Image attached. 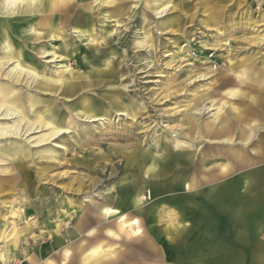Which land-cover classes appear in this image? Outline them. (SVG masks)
I'll use <instances>...</instances> for the list:
<instances>
[{"label": "rangeland", "instance_id": "374dc122", "mask_svg": "<svg viewBox=\"0 0 264 264\" xmlns=\"http://www.w3.org/2000/svg\"><path fill=\"white\" fill-rule=\"evenodd\" d=\"M104 2L108 6L107 0ZM162 5L172 7L161 16L158 15V9ZM121 7L123 14L118 19L112 18L109 7L101 10L100 15L107 14L110 17L108 23L103 25V30L108 33H101L97 21L93 22V26L97 27L96 38L105 37V43L98 41V44H94L89 27L81 22L76 26L70 25V28H78L88 35L83 40L64 36L67 48L63 49V60L49 63L51 57L41 59L36 54L59 52L57 45L62 43L48 37L40 41L41 45L35 48V52L28 50L45 70V78H36L27 71L19 72L15 61L9 64L10 72L0 71V145H5V148L13 145L22 149L18 162L11 160L6 164L0 163V192L4 193L0 195V218L10 217L13 222L19 219L16 226L26 234L39 235L40 229L22 227L25 220L33 218L37 219L38 224H43L49 215V232L58 229L59 221L67 226L66 231L74 228L81 211L88 207L84 202L85 195H90L87 192L88 181L79 177L99 176L107 184L109 180L105 177L116 179L111 176L113 167L120 175L121 169L125 172L128 163V160L117 162L119 158L116 155L112 156L107 171L92 172L90 167L101 159L97 151L109 153L111 149L118 154L127 149L130 156L136 153L133 147L136 139L143 140L139 128L121 139L108 138L119 135L117 133L101 134L90 129L53 136L59 131L56 127L58 118L63 114L68 117L64 105L75 106V111L84 110L83 104L65 96L64 81L60 76L62 67L69 66L72 69V74H65L67 78L73 75L82 77L78 91L82 90V86L93 87L94 96L92 92H84L83 96L78 97L80 101L88 98L93 107L102 103L99 97L106 92L122 100L123 104H131L134 101L139 103L138 97H142L144 92L150 95L149 90L165 89L167 96L161 106L178 112L181 107L195 105L201 130L203 124L213 119L216 113H227L231 119L229 133L235 132L236 139H241L243 121L232 118L239 116L241 111L246 113V124L259 125L248 147L259 154V148L264 145V130H261L264 129V102L254 101L259 95L264 97V92L258 91L255 85L250 86L258 83L259 78L264 79V27L258 26V0H144V5L136 8L134 14L130 11L131 5ZM111 31H114L113 36H110ZM113 55L115 60H112ZM100 69L105 71L103 75L97 76L95 72ZM5 75L8 79L4 78ZM87 77L93 79L92 84L87 85L84 80ZM97 80L103 82V87H94ZM128 85H132L134 90L124 92L123 88ZM57 91L59 96L55 95ZM12 92H18L20 96L12 97ZM60 97L65 99L61 100ZM7 99H14L15 103H7ZM29 101L31 109L26 108ZM174 101L183 103L176 104ZM125 122L129 125L133 123L128 116L121 117L120 123ZM136 123L149 127L152 123L165 124L169 129L178 127L189 133V128L180 123L177 115L157 117L151 109L147 118H139ZM237 127L240 131H236ZM148 135L159 137L161 150L167 147L170 139L184 142L182 136L174 137L171 131H164L163 128L153 129ZM26 152L30 155L41 153L46 158L27 160L23 158ZM53 156L60 162L57 163ZM4 158L0 154V160ZM29 164H33V167H28ZM38 173L51 177L57 173L70 175L56 179L55 183L40 184ZM246 178V172H237L231 176L230 182L236 183ZM103 187L104 184H100L96 190ZM119 190L117 188V192ZM225 193L226 187L215 203L190 204L185 208V215L189 217L186 222L190 228L197 229L193 233V240H199L205 232L215 244L216 239L224 238L216 234L224 232L220 227L226 226V221L222 217L218 218L220 210L225 207V200L221 198ZM21 199L23 203L19 202ZM94 199L99 201V197ZM19 213L22 214L17 217L15 214ZM165 215L174 230H177L175 225L179 224L181 228L185 223L175 207L165 209ZM6 229L11 234L13 224L0 219V234ZM65 237L64 232H58L49 242L40 244L34 241L40 259L46 260L51 255L52 250H47L51 241L59 239L62 248L68 241ZM220 243L217 241V245ZM149 244L153 247L146 252L141 251L143 245L127 250L125 260L132 264H172L173 260H179L181 256L178 250L170 247L166 237L154 238Z\"/></svg>", "mask_w": 264, "mask_h": 264}, {"label": "clouds", "instance_id": "9594fccd", "mask_svg": "<svg viewBox=\"0 0 264 264\" xmlns=\"http://www.w3.org/2000/svg\"><path fill=\"white\" fill-rule=\"evenodd\" d=\"M24 5L35 8V13L41 17L37 22L40 32L37 35H46L49 32H58L67 39L74 36L83 40L88 33L80 32L78 28H70L71 15L68 11L60 8L57 0H21ZM3 0H0V4ZM67 3L74 9L84 7L78 0H67ZM260 14L259 27H264V0H258ZM110 7L119 8L122 5H131L130 11L144 5V0H107ZM243 7V5H241ZM105 7L104 0H94L90 7H84L87 12H98ZM172 7V5H169ZM113 13V15H118ZM60 15L59 22L55 17ZM110 17L107 14L96 18L99 30L103 33V25L108 23ZM70 29V30H69ZM35 32L36 30L33 29ZM97 27H93L91 34L95 35ZM38 41H32L33 44ZM6 51L9 50L8 41L5 40L2 46ZM27 47V45H25ZM41 59L48 55L46 52H37ZM55 56V51L52 53ZM115 55L112 60H115ZM11 61L7 58L0 61V71L10 72L9 64ZM101 74L105 69L98 70ZM63 75V73H62ZM8 79V76H4ZM67 78V77H66ZM82 79V77H80ZM191 80V77H189ZM70 81L69 95L72 100H77L78 104L84 105L83 111H75V106L64 105L68 112L67 131H88L101 134L117 133V136H109V139H121L132 134V131L139 128L143 134V140L136 139L133 146L136 150V156L128 155V150H122L118 154L111 149L109 153L97 151L101 159L90 167V171L100 173L107 171V165L112 163V156L118 155V161L128 160L127 167L131 169L118 175L115 167L111 170V176L105 177L109 183L105 184L99 176L89 177L80 176V179L88 181L87 192L84 202L87 204L88 216L92 221L87 231L81 228V236L85 238H94V243H101L109 249V260L111 264H127L125 256L127 250L137 245H146L151 243L154 238H164L170 242V247H174L181 253L179 260H173L172 264H217L218 249L208 234L202 233L199 240H193V233L196 228H190L186 222L189 217L185 215V208L188 205H200L203 203H215L223 193L227 185L224 181H230L231 176L237 172H246L247 178L244 180L246 186V195L239 197L238 201L232 205V216L235 228V234L232 243L227 246V251L231 254L229 264H264V216L259 219H251L253 210L248 206L247 201L264 199V152L257 154L254 149L249 148L250 143L247 139H236L235 132L229 133L228 138L220 134H214L212 131H203L199 127V114L195 105L181 107L179 111L162 107L167 91L165 89L149 90L144 92L142 97H138L139 103L123 104L117 97L104 93L99 97L102 103L93 107L92 101L88 98L80 101L78 97L83 96L84 92L95 91L93 87H84L76 91L71 88ZM187 82H185L186 84ZM94 87H103V82L97 80ZM134 90L132 85L123 88L124 92ZM26 91V89H24ZM55 95L59 96L57 91ZM12 97H19L20 93L12 92ZM11 98V97H10ZM64 100L65 97H60ZM19 102V101H18ZM176 104H182L183 101H174ZM107 105L105 108L104 105ZM29 101L27 109H31ZM121 109V110H118ZM149 109L157 117L177 115L181 124L185 128L193 129L195 135L186 134L183 129L174 127L169 129L165 124L152 123L149 127L142 123L137 124L139 118H147ZM183 113V115H180ZM128 116L133 121L131 125L125 122L121 124V117ZM234 120H242L243 117H233ZM254 126V125H253ZM163 128L164 131H171L173 136L180 135L181 140H169L171 148L160 149L159 137L148 133L153 129ZM39 130V129H37ZM264 130V129H261ZM236 131H240L237 127ZM151 140L149 144L148 141ZM31 143V141H29ZM145 144L148 146L145 147ZM5 145H0V150L5 149ZM152 149H156L155 152ZM24 159L36 161L44 159L41 153L30 155L24 153ZM56 159L55 156L52 157ZM21 159L19 156L5 157L0 163H8L11 160ZM56 162L60 161L56 159ZM28 167H33L29 164ZM70 175L69 173H57L55 177L41 176L38 173L40 184L55 183L56 179ZM75 179V178H74ZM104 184V187L97 191V186ZM250 186V187H249ZM117 188H120V195L116 196ZM83 190V189H81ZM151 190V191H149ZM0 195H4L0 192ZM99 197V201L94 199ZM19 202L23 203L21 199ZM108 203L113 208L123 210L114 212L111 217L103 215L101 209ZM175 207L179 215L185 221L181 225L183 231L174 230L169 224L165 215V209ZM83 208V205H81ZM22 213L15 214L17 217ZM13 224L11 234L4 231L0 234V264H84L83 252L88 243L84 239L78 247L60 248L55 250L56 241H51L53 248L51 255L46 260H41L37 255V244L49 242L51 237L57 236L58 232H64L67 235V226L63 221L58 222V229L49 232L47 225L51 222V215L45 219L43 224H38L37 219L29 218L23 222L22 227L31 230L39 228L40 234H26L16 225L10 217H2ZM84 219L81 215L80 220ZM80 220L77 224H80ZM122 222L132 227L131 235L125 230L121 232ZM119 233V235H114ZM71 245L72 241L69 240Z\"/></svg>", "mask_w": 264, "mask_h": 264}, {"label": "crops", "instance_id": "0c3cea01", "mask_svg": "<svg viewBox=\"0 0 264 264\" xmlns=\"http://www.w3.org/2000/svg\"><path fill=\"white\" fill-rule=\"evenodd\" d=\"M78 2H79V4L83 5L84 7H90L91 4L94 3V0L93 1L78 0ZM57 4L60 7L59 0H57ZM84 7L74 9L67 3L65 10L68 11L69 13H74L71 15L70 25L76 26V25H79L81 22H84L87 25V27L90 25H94L93 22L96 20L97 16L100 15L101 10L105 7L110 8L109 9L110 13H118V12L120 13L118 15H113L112 18H114V19H118L123 14L122 7L121 8L120 7L115 8V7L105 6V7L101 8L98 12H87L84 10ZM60 19H61L60 15H57L55 17V21H57V22H59ZM253 85L257 86L256 89L258 91L264 92V79L259 78L258 83L251 84L250 86L252 87ZM242 92H245V90H242ZM261 97H263V95H259V96L255 97L254 101L264 102V97L262 99H261ZM246 115L247 114L242 112V111L239 112V117H243L242 121L244 124L243 127H241L242 129H241L240 138L241 139H247L250 141V139H252V137L255 136V134L257 133V129H258L259 125L255 124V123L251 124V125H249L250 123L246 124L244 121V120H247ZM230 128H231V119L229 118L227 113H216L213 116V119H211L210 121L203 124L201 134L203 133V131L210 130L214 134H220V135L224 136L225 139H227L228 134L230 132ZM186 134L195 135V132L193 131V129L189 128V133H186ZM262 144H264V143L262 142ZM164 149H166V147ZM262 152H264V145H263V147L261 146L259 148V153H262ZM132 155H133V153L130 154V156H132ZM130 170L131 169H129L127 167L125 169V173L130 171ZM225 183L227 185L226 186V193L223 197H221L225 200L224 201V203H225L224 209L225 210L221 208L222 211L220 210L218 218L222 217V219H224L226 221V226H225V228L220 227L221 229H224V232L220 233L219 235L216 234L217 236H224V238H222L220 240L216 239V245H217V241L221 242L220 245L219 244L217 245V249H218L217 264H229V261L231 259V254L226 249H227V246L232 243V238L235 234V228H234L233 216H232V205L238 201L239 197L246 195V186L244 184V180L236 182V183L226 181ZM230 188H232L234 190H230ZM120 191L121 190H119V192L116 191V195L119 196ZM247 203H248V206L250 208H252V210H253V214H252L251 219L255 220V219H259L261 216H264V208H263L264 207L263 206L264 205V199L249 200V201H247ZM107 208H112V207L109 204H105V206L101 209L103 215L106 217H108V216L104 210ZM224 211H225V213H224ZM82 214L84 215V219L80 220ZM81 215L77 218V221L80 220V224H76L74 228L69 229L67 231V235L65 237L66 240H68V241L71 240L72 244L69 245L68 241H66V244L65 245L63 244L64 246L62 248L78 247L84 239H87L88 243L85 245V250L83 252L84 264H109V261H110L109 260V255H110L109 249L103 245V242L97 244V243L93 242L94 238H85V237L81 236V231H80L81 228H83L85 231H87L92 224V221L89 218L87 211H84V210L81 211ZM224 224H225V222H224ZM193 227H195V224L193 225ZM175 228L179 231L183 230L182 228H180L179 224L175 225ZM125 230L127 231V233L129 235H131L133 232L132 227H130V226H128L122 222L121 232H124ZM114 235H119V233H114ZM53 241L57 242L55 250L59 249L60 245H61L60 244L61 242L59 241V239L58 240L56 239ZM47 247H45V249L47 248V250H53L51 244L48 245ZM152 247H153L152 244L143 245V247H142L143 249H141V251L146 252V250L152 249ZM127 263L132 264V262H128V260H127Z\"/></svg>", "mask_w": 264, "mask_h": 264}, {"label": "bare ground", "instance_id": "6f19581e", "mask_svg": "<svg viewBox=\"0 0 264 264\" xmlns=\"http://www.w3.org/2000/svg\"><path fill=\"white\" fill-rule=\"evenodd\" d=\"M59 5H60V8L65 10L67 6V0H59ZM168 8H170L169 5H162L158 9V15L162 16L165 12H167ZM34 13H35V8L32 6L24 5L21 2V0H3V3L0 4V27H1L0 35L2 36L0 37V46H1L0 50L2 49V53H0V61H2L5 58L9 59L10 61H15L17 63L16 68L19 72L27 71L30 74H32L34 77L43 79L45 78V75H46L45 70H43L38 65L35 58L28 53V50L32 49V51L35 52V48L38 45H41L40 41L42 39L44 40V38L46 37L50 38V40L52 41L56 40V42L62 43L61 45L60 44L57 45L59 47V52H55V56L52 55L54 51H51V52L44 51L48 53V55L44 56V58L51 57V60L49 61V63H54L59 59L63 60V54L65 53L64 52L65 50L63 49L67 48V46H66V41H64L65 37L61 36L58 32L53 31V32L47 33L46 35H37V33L40 32V28L37 27V22L41 19V17ZM88 27H89L88 31L91 33V30L94 26L90 25ZM33 29H35L36 31L34 32ZM103 33L106 34L108 32L107 30L106 31L103 30ZM113 35H114V31H111L110 36H113ZM91 36H93L94 38L91 40L94 44L96 42L98 44V41H103L104 43L106 41L105 37L96 38V35H92V34ZM5 40H7L9 44L8 51H6L2 47ZM32 41H38V42L33 44ZM25 45H27V47L29 45L31 46V48H27L25 47ZM66 73H71V74L73 73L72 69L69 66L62 67V72L60 73V76L62 80L64 81L65 96L68 98H71V96L68 94L69 88H70V81L74 82L71 84V88L78 91L79 86L81 85L80 83L82 79L75 77V75H73L70 78H66L65 76ZM95 74L97 76L103 75V73L101 74L99 71L95 72ZM84 80L87 83V85L92 84V81H93V79H91L90 77H87ZM8 102L14 104L15 100L7 99V103ZM56 125H57L56 127L59 128V131L54 133L53 136L68 132L67 130H65L68 126V117L65 114H63L56 121ZM166 148H171V144L168 143ZM21 152H22V149L20 147L13 146V145L3 150H0V154L4 157H11V156L20 157ZM135 156H136V153L133 152V155L131 157H135ZM18 160L19 159L13 160V161L18 162ZM114 195H116V193H114ZM104 211L106 212L108 217H111L114 212H120L121 214H123V211L121 209L113 208V207L107 208Z\"/></svg>", "mask_w": 264, "mask_h": 264}]
</instances>
